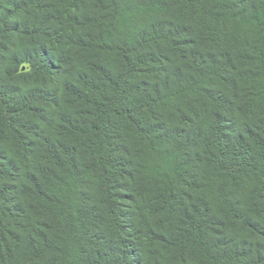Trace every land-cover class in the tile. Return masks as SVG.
<instances>
[{"label": "trees", "instance_id": "trees-1", "mask_svg": "<svg viewBox=\"0 0 264 264\" xmlns=\"http://www.w3.org/2000/svg\"><path fill=\"white\" fill-rule=\"evenodd\" d=\"M0 264H264V0H0Z\"/></svg>", "mask_w": 264, "mask_h": 264}]
</instances>
